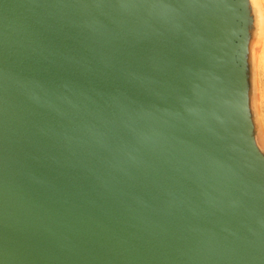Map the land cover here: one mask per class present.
Returning a JSON list of instances; mask_svg holds the SVG:
<instances>
[{
  "label": "water",
  "instance_id": "95a60500",
  "mask_svg": "<svg viewBox=\"0 0 264 264\" xmlns=\"http://www.w3.org/2000/svg\"><path fill=\"white\" fill-rule=\"evenodd\" d=\"M241 0H0V264H264Z\"/></svg>",
  "mask_w": 264,
  "mask_h": 264
},
{
  "label": "rangeland",
  "instance_id": "374dc122",
  "mask_svg": "<svg viewBox=\"0 0 264 264\" xmlns=\"http://www.w3.org/2000/svg\"><path fill=\"white\" fill-rule=\"evenodd\" d=\"M241 1L245 28L248 124L253 142L264 157V0Z\"/></svg>",
  "mask_w": 264,
  "mask_h": 264
},
{
  "label": "snow or ice",
  "instance_id": "6c2138e0",
  "mask_svg": "<svg viewBox=\"0 0 264 264\" xmlns=\"http://www.w3.org/2000/svg\"><path fill=\"white\" fill-rule=\"evenodd\" d=\"M249 26H250V23H249ZM247 68L245 67V83H244V88L246 89L247 88ZM249 127H250V124H249Z\"/></svg>",
  "mask_w": 264,
  "mask_h": 264
}]
</instances>
